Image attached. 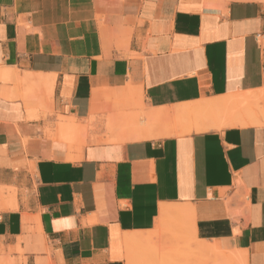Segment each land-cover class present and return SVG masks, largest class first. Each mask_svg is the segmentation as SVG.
Here are the masks:
<instances>
[{
  "label": "crops",
  "instance_id": "1",
  "mask_svg": "<svg viewBox=\"0 0 264 264\" xmlns=\"http://www.w3.org/2000/svg\"><path fill=\"white\" fill-rule=\"evenodd\" d=\"M164 231L264 264V0H0V264Z\"/></svg>",
  "mask_w": 264,
  "mask_h": 264
},
{
  "label": "rangeland",
  "instance_id": "2",
  "mask_svg": "<svg viewBox=\"0 0 264 264\" xmlns=\"http://www.w3.org/2000/svg\"><path fill=\"white\" fill-rule=\"evenodd\" d=\"M80 126V125H79ZM80 128L82 129V126H80ZM81 129L78 130L76 129V127L74 128V131L76 134H79ZM76 134L72 137V141H71V145L72 143L75 141L76 139ZM167 223V222H166ZM177 222L171 221L170 223H167L169 225H175ZM185 243V244H184ZM194 243V240L191 238V234L186 231L185 233H180V232H171V231H164L163 233H160L158 238L153 239L151 242L150 240L147 241L145 244L139 245L137 246V248H147L150 245V261H162L165 258H167V254L172 250L173 246H179V245H185L188 248L186 250H180V253L176 254V258H180L183 260V262L181 264H189L192 258V255L190 254L191 251L192 253L195 252L194 250H191V248H189L191 246V244ZM153 250V252H152ZM173 252V251H172ZM155 253V254H153ZM132 254V251H131ZM133 255L131 256V258H129L128 260L131 259V261H133ZM212 262L214 264H229V263H224V262H220L217 263V261L215 260V258H212ZM192 263L194 264V261L192 260ZM206 264V263H203Z\"/></svg>",
  "mask_w": 264,
  "mask_h": 264
},
{
  "label": "bare ground",
  "instance_id": "3",
  "mask_svg": "<svg viewBox=\"0 0 264 264\" xmlns=\"http://www.w3.org/2000/svg\"><path fill=\"white\" fill-rule=\"evenodd\" d=\"M205 104V103H204ZM209 105V104H208ZM239 105V104H238ZM211 106V105H210ZM240 106H242V105H240ZM194 108V107H193ZM244 109H246V108H242V110L244 111ZM196 110V109H195ZM194 109L193 110H190V111H187L186 112V114L185 115H188V117L189 116H191L192 118H195V117H198L199 115H197L196 114V112H194L195 111ZM198 110V109H197ZM205 111V110H204ZM179 112V111H178ZM181 112V111H180ZM180 112H179V114H177L178 116L180 115ZM206 112V111H205ZM199 114V113H198ZM205 114V113H204ZM203 113H201V116L202 115H204ZM206 117V116H205ZM182 117H180V119H181ZM179 119V120H180ZM181 121V120H180ZM185 126V125H184ZM193 129V127H187V128H185L184 130H182L181 131V133H189L191 130ZM196 130H200L201 128H199V127H196L195 128ZM181 223V222H180ZM151 241V240H150ZM196 241V239H195V237H194V242ZM197 251H199L200 253H204V254H206V253H211V250L208 248V247H206V246H202V247H199V248H197ZM151 252V251H150ZM152 252H153V250H152ZM153 254H155V253H153ZM211 256H212V258H215V260L217 261V263H220V262H226V263H229V264H235V263H238V262H241V260L239 259V258H237L235 255H233V254H221V253H219L218 251H214L212 254H211ZM152 261V260H151ZM159 262V261H158ZM240 264H242V263H240Z\"/></svg>",
  "mask_w": 264,
  "mask_h": 264
}]
</instances>
